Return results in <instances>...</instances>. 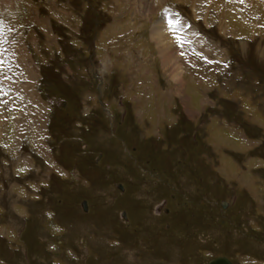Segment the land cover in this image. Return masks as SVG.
Returning a JSON list of instances; mask_svg holds the SVG:
<instances>
[{"label":"rangeland","instance_id":"1","mask_svg":"<svg viewBox=\"0 0 264 264\" xmlns=\"http://www.w3.org/2000/svg\"><path fill=\"white\" fill-rule=\"evenodd\" d=\"M148 4L0 0V264H264V0Z\"/></svg>","mask_w":264,"mask_h":264},{"label":"bare ground","instance_id":"2","mask_svg":"<svg viewBox=\"0 0 264 264\" xmlns=\"http://www.w3.org/2000/svg\"><path fill=\"white\" fill-rule=\"evenodd\" d=\"M135 1V0H134ZM136 1H139V3H143L146 7L149 5L148 4V1L149 0H136ZM162 1H165V0H162ZM151 2V1H150ZM231 13V12H230ZM229 15V14H228ZM230 16V15H229ZM229 16H228V18H229ZM171 17V16H170ZM227 17V16H226ZM233 17V16H232ZM171 18H174V17H171ZM175 19V18H174ZM170 20V18H169V16L167 15V14H163L162 16H161V18H160V20L159 21H157V23H159V22H168ZM172 20V19H171ZM174 21H176V20H174ZM190 36H193L194 35V33H193V31L191 30L190 31ZM167 46H168V53H164V54H161V56L163 57V59L167 62V64L169 63H173V60H174V58H173V56H174V52H173V50H172V48H171V46H170V43H168V44H166ZM175 61V60H174ZM166 65V64H165ZM173 67H174V65H173ZM168 69V68H167ZM172 69H174V68H172ZM175 72V71H174ZM175 73H177V72H175ZM172 75V74H171ZM174 77V76H173ZM230 260V259H229ZM232 262V261H231ZM233 263V262H232Z\"/></svg>","mask_w":264,"mask_h":264},{"label":"water","instance_id":"3","mask_svg":"<svg viewBox=\"0 0 264 264\" xmlns=\"http://www.w3.org/2000/svg\"><path fill=\"white\" fill-rule=\"evenodd\" d=\"M119 188H121V186H119ZM222 207H225V205H222ZM82 209L84 211L87 209L85 200L82 201ZM122 214H123V217H125V214L123 212H122ZM205 264H234V263H232L228 257L223 256V255H219V256L213 257L212 259L207 261V263H205Z\"/></svg>","mask_w":264,"mask_h":264},{"label":"snow or ice","instance_id":"4","mask_svg":"<svg viewBox=\"0 0 264 264\" xmlns=\"http://www.w3.org/2000/svg\"><path fill=\"white\" fill-rule=\"evenodd\" d=\"M169 27L170 28L172 27V22L171 21H169ZM176 40H177L178 43H181V44L183 43V40L179 36L176 37Z\"/></svg>","mask_w":264,"mask_h":264},{"label":"flooded vegetation","instance_id":"5","mask_svg":"<svg viewBox=\"0 0 264 264\" xmlns=\"http://www.w3.org/2000/svg\"><path fill=\"white\" fill-rule=\"evenodd\" d=\"M222 205H225V204H222ZM226 206V205H225ZM224 208V207H223ZM210 240V239H209ZM225 256V255H224ZM216 257V256H215ZM226 257H229L226 255ZM229 259L232 261V258L229 257ZM207 263V262H206ZM235 264V263H234Z\"/></svg>","mask_w":264,"mask_h":264}]
</instances>
